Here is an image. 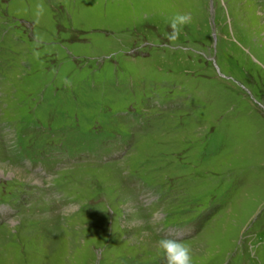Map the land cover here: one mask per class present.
<instances>
[{
    "label": "rangeland",
    "instance_id": "374dc122",
    "mask_svg": "<svg viewBox=\"0 0 264 264\" xmlns=\"http://www.w3.org/2000/svg\"><path fill=\"white\" fill-rule=\"evenodd\" d=\"M164 236L264 264V0H0V264Z\"/></svg>",
    "mask_w": 264,
    "mask_h": 264
},
{
    "label": "clouds",
    "instance_id": "9594fccd",
    "mask_svg": "<svg viewBox=\"0 0 264 264\" xmlns=\"http://www.w3.org/2000/svg\"><path fill=\"white\" fill-rule=\"evenodd\" d=\"M189 13H177L169 20L172 33L169 39L173 40L178 35L182 27L191 23ZM157 248L165 257L166 264H192V250L189 245L178 238L164 236L157 241Z\"/></svg>",
    "mask_w": 264,
    "mask_h": 264
},
{
    "label": "bare ground",
    "instance_id": "6f19581e",
    "mask_svg": "<svg viewBox=\"0 0 264 264\" xmlns=\"http://www.w3.org/2000/svg\"><path fill=\"white\" fill-rule=\"evenodd\" d=\"M15 173H18V174H26L23 172V170H20L19 168L15 167V170H14Z\"/></svg>",
    "mask_w": 264,
    "mask_h": 264
}]
</instances>
